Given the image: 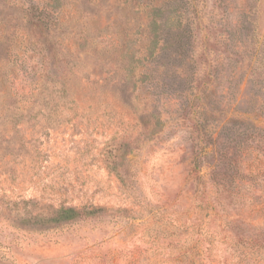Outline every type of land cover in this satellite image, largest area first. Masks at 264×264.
I'll list each match as a JSON object with an SVG mask.
<instances>
[{
  "label": "rangeland",
  "instance_id": "obj_1",
  "mask_svg": "<svg viewBox=\"0 0 264 264\" xmlns=\"http://www.w3.org/2000/svg\"><path fill=\"white\" fill-rule=\"evenodd\" d=\"M185 2L0 0V264H264V0Z\"/></svg>",
  "mask_w": 264,
  "mask_h": 264
},
{
  "label": "trees",
  "instance_id": "obj_2",
  "mask_svg": "<svg viewBox=\"0 0 264 264\" xmlns=\"http://www.w3.org/2000/svg\"><path fill=\"white\" fill-rule=\"evenodd\" d=\"M181 2H185L187 0H179ZM186 3V2H185ZM30 24L32 27H37L40 30H45L47 29L48 21H49V14L42 12H39L37 15H32ZM189 34L185 31H182V33H177V43L176 47L174 50L170 51V56H174L175 60L178 64L177 68L182 69L184 73H187V77L190 74H198V66L194 63L192 64L191 58L189 56V51L186 49L187 47V42H185V39L188 41ZM171 59V58H170ZM173 65V63L171 64ZM192 71V73H191ZM197 71V73H196ZM180 76V75H179ZM182 77V75L180 76ZM200 79V78H198ZM197 79V80H198ZM187 80V79H186ZM194 88V86H193ZM232 136L227 134V138L231 140L232 143H240V142H245L248 141L249 139L252 138V135L245 133V131H238V129ZM235 148H238L237 146H234ZM225 156L224 152H221L218 156V162L221 166V168L224 169V172H230L233 169V165L231 161H225ZM99 209H91L89 212L86 213H80L79 210H76L74 207H61L59 208L54 217H52L50 222L56 223V224H61V223H67L79 218H84L88 216H94L96 212H98Z\"/></svg>",
  "mask_w": 264,
  "mask_h": 264
}]
</instances>
